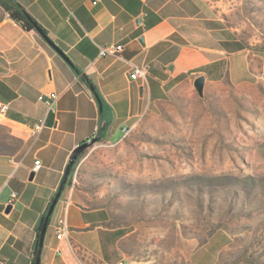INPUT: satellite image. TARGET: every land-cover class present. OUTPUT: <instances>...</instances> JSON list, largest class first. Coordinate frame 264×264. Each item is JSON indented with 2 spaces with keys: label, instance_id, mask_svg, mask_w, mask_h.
<instances>
[{
  "label": "crops",
  "instance_id": "0c3cea01",
  "mask_svg": "<svg viewBox=\"0 0 264 264\" xmlns=\"http://www.w3.org/2000/svg\"><path fill=\"white\" fill-rule=\"evenodd\" d=\"M14 1L68 59L0 6V122L22 142L20 151L0 154V264H32L36 226L72 150L97 133L101 141L120 140L178 84L218 65L230 53L222 51V42L231 39L222 35L221 0H100L95 6L92 0ZM110 45L122 50L101 55L100 48ZM132 66L145 67V75L131 79ZM51 93L58 98L48 111L39 97ZM41 122V132L32 136ZM35 160L42 166L34 172ZM12 193L17 198L9 202ZM63 215L68 239L87 260L124 261L120 228L109 224L107 211L88 209L64 189L39 264H77L68 240L56 238Z\"/></svg>",
  "mask_w": 264,
  "mask_h": 264
},
{
  "label": "rangeland",
  "instance_id": "374dc122",
  "mask_svg": "<svg viewBox=\"0 0 264 264\" xmlns=\"http://www.w3.org/2000/svg\"><path fill=\"white\" fill-rule=\"evenodd\" d=\"M220 11L230 53L125 137L87 148L65 187L107 211L127 264H264V0ZM16 140L0 122V154Z\"/></svg>",
  "mask_w": 264,
  "mask_h": 264
},
{
  "label": "built area",
  "instance_id": "2783aa9c",
  "mask_svg": "<svg viewBox=\"0 0 264 264\" xmlns=\"http://www.w3.org/2000/svg\"><path fill=\"white\" fill-rule=\"evenodd\" d=\"M100 0H92V5L95 6L98 4ZM122 50V46L116 45V46H107V47H102L100 48V54L105 55V54H115L118 53ZM146 69L145 67H138V66H132V73L130 75L131 79L135 80L137 78H141L145 75ZM58 98V95L55 93H51L49 95H43L39 97V100L42 101L48 108V111L52 110L53 107L55 106L56 100ZM5 106L1 108V110H4ZM43 124L42 122L35 125L33 129L31 130V135L32 136H37L41 130H42ZM130 129H125L123 131V136L125 137L129 133ZM41 163L39 160H35L33 163V171H38L41 169ZM15 198H17V193H12L9 202H12ZM68 226L66 223V217L63 215L57 222L56 229H55V234L57 239L61 238H66L68 240V245L69 249L71 252V255L75 262L77 264H110L105 261H90L85 258L83 253L75 247L70 240L68 239ZM3 264V263H2ZM115 264H126L125 261H118Z\"/></svg>",
  "mask_w": 264,
  "mask_h": 264
},
{
  "label": "water",
  "instance_id": "95a60500",
  "mask_svg": "<svg viewBox=\"0 0 264 264\" xmlns=\"http://www.w3.org/2000/svg\"><path fill=\"white\" fill-rule=\"evenodd\" d=\"M34 28L36 30V32L38 33V35L48 44L52 47V49L58 54L60 55L65 61H68L67 57L63 54V52L56 46L54 45V43L52 41H50V39L47 37L46 33H44L38 26L34 25ZM204 82H205V78L204 76H199L197 78L194 79L193 81V87L196 90L197 94L201 97L203 94V87H204ZM90 89L92 91V93H94L100 108H101V104H100V100L97 97L95 90L92 86H90ZM99 139V133H97L94 137L88 139L87 141H84L83 143L77 145L71 152L69 158H68V162L65 166L61 181L59 183L58 189L55 192V195L51 201V203L48 206L47 212L45 214L44 220H43V224L41 226V230H40V236H39V240H38V246H37V254H36V260H35V264H39L40 263V254H41V250H42V246H43V241H44V236H45V232H46V228L48 226V222H49V218L54 210V207L58 201V199L60 198L63 186L66 183V180L69 176V172L70 169L73 167L77 156L84 150H86L87 148H89L90 146H92L95 142H98ZM34 174L31 173L29 180L33 179ZM10 211V206H8L6 208V213H8Z\"/></svg>",
  "mask_w": 264,
  "mask_h": 264
},
{
  "label": "trees",
  "instance_id": "16d2710c",
  "mask_svg": "<svg viewBox=\"0 0 264 264\" xmlns=\"http://www.w3.org/2000/svg\"><path fill=\"white\" fill-rule=\"evenodd\" d=\"M0 6L6 11L8 12L10 18L16 23L18 24L24 31L26 32H33L34 34H36L37 36L38 33L36 32L34 25L38 26L40 28V26L29 16V14L18 4L16 3L14 0H0ZM41 29V28H40ZM42 30V29H41ZM44 32V30H42ZM45 33V32H44ZM82 79L89 85L92 86V84L90 83V81H88L87 77H85L84 75H82ZM93 87V86H92ZM94 88V87H93ZM95 90V88H94ZM96 93V91H95ZM102 140V136H99L98 141ZM19 145L22 146V142L17 139L16 140ZM85 150L82 151L78 156L77 159L73 165V167L70 169L69 172V176L66 180L65 185L63 186L62 192L63 193L64 189L66 186H68V182L69 179L71 178V175L73 173V170L75 168L76 163L78 162V160L81 158V156L84 154ZM57 191V190H56ZM55 195V194H54ZM61 196V195H60ZM54 197V196H53ZM52 197V199H53ZM52 201V200H51ZM51 203V202H50ZM48 209V208H47ZM47 212V210H46ZM46 214V213H45ZM44 216L41 217V219L38 222V225L36 226V242H35V246H34V253H33V260H32V264H35V260H36V254H37V246H38V240H39V236H40V230H41V226L43 224V220H44Z\"/></svg>",
  "mask_w": 264,
  "mask_h": 264
}]
</instances>
